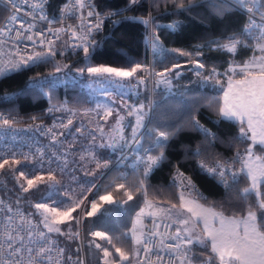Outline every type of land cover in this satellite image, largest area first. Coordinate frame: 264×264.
I'll list each match as a JSON object with an SVG mask.
<instances>
[{
	"label": "trees",
	"instance_id": "obj_1",
	"mask_svg": "<svg viewBox=\"0 0 264 264\" xmlns=\"http://www.w3.org/2000/svg\"><path fill=\"white\" fill-rule=\"evenodd\" d=\"M66 1L46 0L48 15L54 19L58 18ZM94 1L99 11L106 14L102 31L72 50L67 49L66 42L62 40L52 49L54 55L35 49L43 53L45 59L31 61L28 65L11 70L0 77V109L28 118L46 120V109L49 106L62 105L76 110L92 106L93 98L80 82L50 89H38L30 85V80L36 76L77 72L73 67L83 62V46L86 45L89 49L88 60L97 66L117 64L131 68L137 63L142 67L149 64V68L153 70L151 83L149 77L143 76L139 69L132 77L123 78L126 83H138L136 96L126 97L127 99L123 97L125 100L147 102L150 97L152 103L149 122L140 134L138 143L134 144L128 160L123 165H114L116 158L125 152V146L118 144L115 148H109L100 147L97 143L91 152L94 156L90 155V151L84 150V126L89 121L88 124L92 125L90 129L96 131L101 123L98 121L100 118L97 114L74 113L72 130L76 131L78 137L73 140L75 135H72L65 140L71 151L67 163L55 169H38L26 162L12 165L10 161L9 165L0 169V193L11 204L29 210L43 226L41 213L32 202L36 196L41 201L56 196L54 194L58 185H61L59 183L69 180L71 185L72 177H76L79 180L76 182L85 187L95 184L94 192L87 202L105 193L111 194L113 202H103V208L92 216L86 215L85 211L89 202H86L83 208L79 225L85 242V261L81 257L77 236L70 238V233L73 235L77 232L76 218L72 219V222H66L68 226L64 223L68 228L58 226L62 233H68L66 236L52 232L62 246L64 263L104 264L100 248L106 247L110 249L112 259L117 264H133L137 262V254H133L130 237L133 217L146 198L178 204L179 186L176 178H187L191 181L193 193H197L195 196L198 199L227 215H245L249 205L255 203L254 194L249 201L242 200L238 195L248 186V181L243 175L237 177L236 183L226 178V183L231 185L229 189L221 182L219 176L211 175L202 169L200 163L203 161L212 165L218 161L231 162L235 153L249 144L248 140L240 142L237 139L240 136V125L221 118L218 109L209 107V102L223 96L224 86L222 88L221 85L229 75L227 66L233 61L242 64L252 57L256 42L252 39L251 47L239 48L235 56L217 49L210 43L223 42L227 37L239 34L244 28L245 15L225 0H183V8L178 7L181 0H140L129 8L130 0ZM196 11H200L201 15H197ZM6 12L0 3V22ZM144 20H149V23L145 25ZM169 25L175 27L169 28ZM153 43L162 51L154 52ZM173 49L191 55H181L180 51ZM255 54L260 55L258 51ZM59 62L63 64L59 66ZM197 63H202L204 67L197 68ZM174 66L175 70L165 77L170 80V85L157 84V73H163ZM62 67L65 69L62 70ZM213 69L219 74L217 78L220 84L215 80L203 79V76H207ZM197 72H201L203 76H197ZM176 73L179 75L174 76ZM107 100L113 102L116 98ZM197 121L212 135L206 136L204 132L194 128L192 125ZM159 131H167L171 135L164 142L163 159L153 168L141 188L140 181L144 179L145 163L140 157L160 155L161 149L155 144ZM94 136L92 135L93 141ZM197 152L199 155H196ZM28 167L35 170L30 171ZM232 167L237 170L238 162L232 164ZM21 171L26 175L38 173L43 180L37 181L36 187L28 192H23L21 185L27 187V184L26 179L20 178ZM180 173H183V176ZM49 174L56 180L51 187ZM119 184H124L125 188L119 189ZM81 188L83 187H79ZM125 192H129L133 198L129 200ZM58 198L60 199V196ZM98 202L102 201L98 199ZM253 210L257 211L258 215L262 211L258 207ZM93 232H102L107 239H97L98 237L90 235ZM97 244L101 247L97 248ZM116 247L129 253L130 259L121 262L115 252ZM190 247L193 259H197L200 252L205 253L207 258L211 255V251L197 244ZM212 264H216V261L213 260Z\"/></svg>",
	"mask_w": 264,
	"mask_h": 264
},
{
	"label": "snow or ice",
	"instance_id": "obj_2",
	"mask_svg": "<svg viewBox=\"0 0 264 264\" xmlns=\"http://www.w3.org/2000/svg\"><path fill=\"white\" fill-rule=\"evenodd\" d=\"M131 4H136L138 0H130ZM175 2V0H174ZM235 5L240 9L246 10L247 13L251 14L248 23L245 25L243 30L239 34H233L227 37L223 42L221 41H211L217 49L225 51L227 53L235 56L238 49L241 47H251L252 39L255 40L254 54L247 61L242 64H236L233 61L228 68V72L232 75L228 76L227 87L223 89V96L219 99H214L209 102V107H215L218 109L219 116L225 120L232 121L240 125V136L237 138L240 142L244 140H250L249 145L245 154L237 153V156L233 158L231 162H216L215 164L209 165L203 161L200 163V167L205 169L209 174L214 176H219L222 183H225L226 188H231V185L226 183V178H230L233 183L237 182V177L243 175L247 181L248 186L244 187L243 190L238 194L242 200L249 201L252 195H255V203L250 204L247 214L243 216H232L227 217L224 213L216 211L214 208L204 207L199 204L196 200L187 199L182 191L180 194V208L186 211L189 215L187 217L180 218L179 216L173 219L174 224H179L180 228L175 231L174 235L165 237V239L176 240L175 245L165 244L164 239L160 240L165 248H175L177 249V258L180 260L181 264H194L189 253L191 252V247L195 244L201 246H207L210 243L211 255L202 264H212L215 260L216 264H264V213L258 215L257 211L253 209L258 207L260 210H264V155H255L254 146L259 145L264 147V0H233ZM76 5L83 8L84 0H75ZM40 5H33V7H38ZM178 7L183 8V0L179 3ZM19 11V9H16ZM89 16L93 13L89 11ZM257 15L260 16L261 23H257L254 19ZM43 18V17H41ZM11 19L14 21L15 16ZM102 21L95 25V28H99ZM143 23L147 25L149 20H144ZM29 26L26 31H30ZM169 28H174L175 25H169ZM51 31V29H49ZM62 31L58 29L57 32ZM88 33L90 34L93 29L89 28ZM3 31H0V35H3ZM39 35H43L40 33ZM21 38V33H17V39ZM27 40L32 41L33 37L31 35L25 37ZM72 38L76 39L77 34L73 33ZM84 41H87V36L80 37ZM251 38V39H250ZM158 39V38H157ZM35 43V41H33ZM41 44L44 43L43 40L40 41ZM48 43L51 45L52 41L49 40ZM79 46V45H78ZM84 53L87 57L89 49L86 45L83 46ZM159 49L156 43H153V51L156 52ZM173 51H180L173 49ZM259 52L260 55H256L255 52ZM181 55H191L190 53H185L180 51ZM48 55H54L51 50ZM35 59H45L43 53H36L34 56L30 55L27 60L21 58L19 61H9L12 67L18 69L20 65H27L28 61H34ZM178 66V65H177ZM140 64H135L130 69H120L113 67H88L87 72L90 75L100 76L102 74H108L110 76L128 78L132 77L134 73L141 68ZM176 67V66H174ZM197 68H203L202 63L196 64ZM59 70V69H58ZM82 72L83 69H80ZM166 71H168L166 69ZM5 73V68L0 67V75ZM237 73L239 77L237 78ZM158 76L164 77V73H157ZM179 75V73H177ZM197 76H203L201 72L196 73ZM218 73L215 69L212 70L207 76H203L206 81L215 80L217 84H220V80L217 78ZM143 83V80L140 81ZM170 80L167 78H162L157 81V84H167L170 85ZM223 88V85H221ZM108 114L111 115V109H108ZM130 115L136 114V125L132 129V140L138 143L137 132L140 128L144 127V115H143V105L139 108H132L129 112ZM123 117H120L116 121L117 128L119 129L120 122ZM8 119L3 120L5 126H11ZM71 120H69V124ZM194 128L204 132L206 136L212 135L207 129H204L197 121L192 125ZM171 133L167 131H159L157 134V139L155 144L161 149L160 155H148L147 161L144 168V179L140 181V187L144 186V182L147 179L150 172L159 162L163 159L162 149L165 147V141L170 138ZM55 139V137H53ZM95 139V137H93ZM124 137L121 135L119 140H123ZM119 144V141L113 138L108 141L107 144H101L100 147L115 148ZM93 155V153H89ZM199 155V152L196 153ZM28 159V156L24 157ZM83 159V157H82ZM239 162L241 167L237 171L232 167V164ZM9 159H3L0 162V169H4L6 165H9ZM19 161L15 156L11 159V164L16 165ZM65 163H67L65 161ZM97 166H99V161H97ZM229 173L231 176L229 177ZM183 176V173H180ZM20 178L26 179L27 187L21 185L23 192H28L30 189L36 187L37 181H42L43 177L37 176L35 179L27 178L26 173L21 171ZM48 181L51 184L56 183L54 176L48 175ZM188 185L191 186V181H188ZM119 189L125 188L124 184H119L117 186ZM128 199L131 200L133 197L129 192H125ZM101 201H106L111 203V194H105L99 197ZM202 199V197H201ZM146 208H142L140 213L137 215L136 223L143 227V220L141 217L145 214L151 215L153 217L161 214L168 215L171 218V213L169 209L165 208H154V206L145 201ZM38 210H42V223L49 233L56 232L62 233L61 229L58 227L59 224L64 223L67 220L72 219L71 213L75 211L76 207H79L78 203L74 202L73 207H66L61 209L59 202L53 201V206H49L47 203H36L34 205ZM176 204H172V208H176ZM146 209H153L151 212H146ZM11 209H9L10 211ZM98 211V206L96 202H92V211L87 212L86 215L92 216ZM11 219V218H10ZM20 220L27 225L28 228L31 227V220L26 219L22 215ZM218 222L219 227L215 224ZM202 224L203 227L200 232L196 229ZM190 225V226H189ZM160 224L154 222V228L159 229ZM165 227H170V225H165ZM27 231V228L24 229ZM15 233V235H13ZM28 241L21 244L20 247H15L16 241H22L23 237L20 235V230L18 228H12L11 231L5 233V243L0 244V247H5L11 249L8 253L12 257H20L16 261V264H22L24 260L21 254V249H24L28 253L27 264H40L41 260L45 258L46 253H50L52 248L50 245L52 241L48 240L43 232L37 233L38 237L45 241L44 244L38 246L35 251L33 247L29 244L34 243L32 240V232L27 231ZM75 235H78L75 234ZM94 236L100 239H107V237L102 232L93 233ZM145 234L140 232L137 234L135 232V225L133 230L132 240L135 245H144V252L149 253L152 251V241H144L142 237ZM153 236L160 235L158 231L151 233ZM109 243L111 241L109 240ZM97 248L101 246L96 245ZM63 253V249L59 250ZM104 256L109 257L111 253L104 249ZM115 252L119 255L120 261H128L130 259L129 253L122 250L120 247H116ZM135 254V250L134 253ZM47 259L51 260L48 256ZM157 259H162V257L157 256ZM0 264H11L7 259H0ZM105 264H109V261H105ZM112 264H117L113 261Z\"/></svg>",
	"mask_w": 264,
	"mask_h": 264
},
{
	"label": "built area",
	"instance_id": "obj_3",
	"mask_svg": "<svg viewBox=\"0 0 264 264\" xmlns=\"http://www.w3.org/2000/svg\"><path fill=\"white\" fill-rule=\"evenodd\" d=\"M0 3L7 10L6 15L0 22V31L4 33L0 35V67L5 68L4 74L8 73L9 69H15L9 61H19L21 58L27 60L35 49L49 52L50 48L52 50L62 40L66 42L67 49L78 48L84 42L80 37L87 36V41L91 40L102 31L106 21V14L99 11L94 0H84L85 6L83 8L76 5L75 0H67L56 19L48 15L46 0H0ZM33 5L40 6L34 8ZM133 5L135 4L130 2L128 8ZM231 5L245 15V27L251 14L247 13L246 10L240 9L235 3L231 2ZM16 9H19V11ZM89 11L93 13L91 16L88 14ZM12 16L16 17L14 21L11 19ZM254 19L257 23L262 22L258 15ZM100 21H102L100 27L95 28V25ZM29 26L33 27H31L30 31H26ZM89 28L93 29L90 34L87 31ZM58 29H62V31L57 32ZM18 32L21 33L20 39H17ZM40 33H43V35H39ZM73 33L77 34L76 39L72 38ZM29 35L33 37L32 41L25 38ZM41 40L44 41L43 44L40 43ZM49 40L52 41L51 45L48 43ZM22 66L24 65H20V67ZM3 75H0V77ZM151 80L152 78H150ZM78 81V73L56 72L33 77L30 80V85L38 89H50L70 85ZM97 84H101L104 88L113 87L120 96L133 98L137 94L138 83L136 81L120 83L111 80ZM46 113L47 119L41 120L0 109V162L6 158L11 161L12 157L15 156L18 161L23 160L30 164L31 167L55 169L62 166L69 159L71 151L65 140L68 136L76 133L75 130H72L75 114L73 111L67 109L63 111L52 106L46 109ZM4 119L12 122L11 126H5L3 124ZM69 120H71L70 124ZM25 156L29 158L25 159ZM127 158L126 153L121 154L116 158L114 165H123ZM9 209L11 210L9 211ZM21 215L31 220L32 225L30 228L20 220ZM154 222L160 224L159 229L154 228ZM165 225H170V227H165ZM12 228H18L20 235L23 237L22 241L15 242V247H20L22 243L27 242V231L32 232L34 243L29 244V246L33 247L34 251L38 246L45 243L37 235V233L43 232L48 240L52 241L50 245L52 251L46 253L40 264H65L64 254L59 251L62 246L58 237L41 226L40 222L33 217L29 210L11 204L0 193V244L5 243V233L11 231ZM26 228L27 231L24 230ZM154 231H158L160 235H151ZM170 235H174L172 223L166 219L153 218L148 225L146 234L142 238L144 241H152V251L145 253L143 250L144 245L141 244L137 252V261L140 264H177L180 261L176 255L177 249L165 248L160 244V240L164 239L165 244L175 245L177 243L176 240L165 239V237ZM10 251L11 249H7L6 246L0 247V259H7L11 264H16L20 257L10 256L8 254ZM21 254L24 257L22 264H27L28 253L21 249ZM48 256L51 257V260L47 259ZM157 256L162 257V259L158 260ZM189 256L191 257L190 253Z\"/></svg>",
	"mask_w": 264,
	"mask_h": 264
},
{
	"label": "rangeland",
	"instance_id": "obj_4",
	"mask_svg": "<svg viewBox=\"0 0 264 264\" xmlns=\"http://www.w3.org/2000/svg\"><path fill=\"white\" fill-rule=\"evenodd\" d=\"M195 13L197 15H201L200 11H196ZM36 53H40V52L35 50L33 55H35ZM82 55H84V57H85L82 60L83 62L80 65H77L76 67H73V70H76L77 72H72V73H78L79 74V81L78 82H80V85L82 84V86L85 87V90L88 91L89 94L91 95V97L93 98L92 106H89L88 108L80 109V110H76V109H73V108H67L66 106H62V105L61 106H57V108H59L60 110L62 109L63 111H65V109H67V110L73 111L74 113H80V114H83V113H89V114H92V115L97 114L98 118H100L98 121H101V123L99 124V127L96 129V131H93V130L90 129L92 125H91V123L88 124L89 121L85 124L84 127L86 128V131L83 132V133H85V135H84V138H85L84 150H86L87 152L90 151V153H91L94 150L95 144H97V143L101 144L102 141H103V139L101 137V131H102L103 128H108V129H111V132H110L111 135H112L111 140L113 138L118 139L121 135H123L124 139L121 140V141L125 140L127 142L126 145H125V151H127L126 155L129 158L130 153L133 151L134 144L136 143V141L132 140V129L136 125V114L130 115L129 112H130V110L132 108H139L141 105H143V115H144L143 123H144V127L140 128L138 130V132H137V139H138L140 134L144 131V129L146 128V126H147V124L149 122V116H150V111H151V103H152L151 99L149 97V101H147V102H145L144 100H141V101L125 100L123 97L115 96V94H114L115 91H114L113 87H110V88H104L103 87V89H105V90L97 89V87L95 85H98L97 83H99L100 81L107 80V79L108 80H114V79L118 80V79H123V78L110 76L108 74H102L100 76L90 75L87 72V68L88 67H100V65L97 66V65H94L93 63H91V61L88 60V56L86 57L84 51H83ZM36 60L37 59H35L34 61H36ZM30 62L31 61H28L27 65ZM149 62H150V57L148 59V63ZM62 64H61V62L58 63L59 66H61ZM230 64H232V63H230ZM230 64L227 66V71H228V68H229ZM102 66H105V65H102ZM107 66L108 65H106L105 67H107ZM119 67L124 68V69H130V67H126V66H123V65H119ZM131 67H133V66H131ZM149 67H150L149 64H146L143 67L139 68V70L142 72L143 76H145V77L147 76V77L151 78L152 74H153V70H152V68H149ZM115 68H117V67H115ZM64 69L65 68L62 67V70H64ZM80 69H83V71L81 72ZM176 75H177V73L174 76H176ZM229 75H232V74L229 73ZM239 75L240 74L237 73V78L239 77ZM136 77H138V76H136ZM152 79H153V77H152ZM227 84H228V77L224 80L222 85L225 86ZM109 89H112V91H109ZM104 91H105V93H104ZM106 91H109V92L107 93ZM110 92L114 96L111 95ZM106 97H107V99H109L111 97H114V98H116V100H114L113 102H109L106 99ZM108 109H111V115L108 114ZM120 117H123V120H121L119 129H118L117 125H116V121ZM96 119H97V116H96ZM95 122H97V120ZM93 134H95V136H94L95 137V139H94L95 141L92 140V135ZM74 135L75 136L73 137V140H76L78 136H77V134H74ZM105 138L106 137H104V139ZM248 141H249V144L244 149L238 150L235 153V157L237 156V153H240V154H245L246 153L249 145L251 144V141L250 140H248ZM131 142L133 143L132 146H131V144H132ZM253 150H254L255 155H264V147L256 145V146H254ZM147 157H148V155L142 156V157H140V160L142 162H146L147 161ZM128 158H127V160H128ZM69 159H70V157H69ZM19 162L22 163L24 161L21 160ZM240 167H241V165L238 162V169L237 170H239ZM28 169L30 171H34L35 170V169L31 168V167H28ZM33 175L28 174L26 176H27V178L35 179V177L38 176V173H36V174L33 173ZM71 180H73L71 182V185H70V181L69 180H65V183H63V182L59 183L61 185H58V187L56 188V193L54 194L56 196H53L52 198L44 200V201L39 200L38 196H36L33 199L32 202H33V205H35L36 203H47L49 206H53V201H56V202L61 201V202H59V206H60L61 209H64L66 207H73L74 206V202L79 204V207H76L75 211H73L71 213L72 219L76 218V221L78 222L77 232H76V234L78 233V235H75V234L72 235L70 233V235H71L70 238H73L74 236L75 237L77 236L78 241H79V250H80V253H81V257L84 260L83 249H84V246H85V242H84L83 236L81 235V229H80V225L79 224H80V221L82 219L83 208L85 207L89 196L94 192V189H95L96 185L94 184L92 187H87V186L85 187L83 184H78L79 182H76L78 180L76 177H72ZM66 181H68V182H66ZM175 181L177 182V184L179 186V202H178V204H176L177 207L176 208H172V204L163 203V202H157V201H154V200L146 198L144 200V203L140 207V209L134 215L135 222L133 220V222H132L133 225L131 224V229H130V237H131V239H132V236H133L134 225H135V232L137 234H139L140 232L145 233V231H143V228L147 224L146 222H149L152 218H160V217L162 218V217H164L165 219L169 220L175 226V231L178 228H180L179 224H174L172 221H173V219L177 218L178 216L180 218H183V217H187L189 215L186 211H184L183 209L180 208V194H181L182 191L184 192V195H185V197L187 199L196 200L199 204L203 205L204 207L214 208L210 204H206V203L202 202L200 199L197 198V196H195V194H197V193H193V187H192V185L191 186L188 185V181L189 180L187 178L180 177L179 179L176 178ZM25 183H26V181H25ZM79 187H83V188L79 189ZM262 191H264V189H262ZM105 194H103V195H105ZM59 196H60V199L58 198ZM100 196H102V195H100ZM100 196H98V198H96V199H94L92 201H88L89 202V206L87 207V210H85V211H87V212L92 211V202L93 201L96 202V204L98 206V211H100L103 208V202H106V201H102L101 203H99L98 199H99ZM146 200L148 202H150L154 206V208L169 209L170 213H171V218L168 215H165V214L157 215L155 217L145 214V215H143L141 217V219L143 220V227H141L139 224L136 223L137 215H138V213H140L142 208H146V205H145V201ZM111 202H113L112 198H111ZM214 209L216 211H218V212H221L217 208H214ZM152 210L153 209H146V212H151ZM39 212L41 213L40 214L41 215L40 218H41V223H42V215H43L42 214V210H39ZM262 213H264V210L261 211V214ZM224 215L227 216V217L234 216V215H227V214H224ZM134 217H133V219H134ZM164 218H162V219H164ZM72 219L67 220L64 223L67 225V223L72 222ZM64 223H61L58 226L59 227L60 226H62V227L65 226L66 228H68L67 227L68 225L66 226ZM43 226H44V224H43ZM215 226L219 227L218 222L215 224ZM202 227H203V225L200 224L199 227L196 229V231L200 232ZM53 233H56V232H53ZM93 233L90 234V235L94 236ZM67 234L68 233H66V231L63 232L64 236H66ZM97 239H100V238L98 237ZM197 245L200 246L203 249H207V250L211 251L210 243H207L206 247L205 246H201L199 244H197ZM104 249H107L110 252L109 248H106V247H103L102 249L100 248V254H102V260H103L104 264H105L106 260L109 261V264H112V262H113L112 256L110 255L109 257H105L104 256V252H103ZM132 249H133V252L135 250V254H137V245H135L133 243V240H132ZM198 258L197 259L191 258L192 261L194 262V264H202V262L207 260V255L205 253L202 254V252H200L198 254ZM136 263L137 262H134L133 264H136ZM177 264H181V262H177ZM185 264H188V262H185Z\"/></svg>",
	"mask_w": 264,
	"mask_h": 264
},
{
	"label": "crops",
	"instance_id": "obj_5",
	"mask_svg": "<svg viewBox=\"0 0 264 264\" xmlns=\"http://www.w3.org/2000/svg\"><path fill=\"white\" fill-rule=\"evenodd\" d=\"M228 1H232V0H228ZM106 66V65H105ZM107 67H113V68H115V67H117V68H120V69H124V68H121V67H119V65H117V64H112V65H108ZM9 71H11L10 69L8 70V72ZM115 81H117V82H124L125 80L124 79H118V80H116V79H114ZM106 81H111V80H103V81H100L101 83L103 82H106ZM127 81V80H126ZM96 87H97V89H103L102 88V86H101V84H99V85H95ZM227 87V85H225L224 86V88H226ZM103 90H105V89H103ZM107 93L109 92V91H106ZM104 93H105V91H104ZM111 93V92H110ZM115 96H119V94L117 93V91H115ZM111 95H113L112 93H111ZM114 96V95H113ZM111 98H113V97H111ZM111 129H108V128H103L102 129V131H101V137H102V139H103V141H102V143L101 144H107V142L108 141H110L111 140V137H112V135H111ZM93 135H95V134H93ZM104 137H106L105 139H104ZM118 141H119V144L121 145H123V146H125L126 145V141L124 140V141H121V140H119V138H118ZM122 142V143H121ZM100 144V145H101ZM123 152V151H122ZM161 218V217H160ZM162 218H164V217H162ZM165 219V218H164ZM134 222H135V217H134ZM133 222V221H132ZM147 224L144 226V228H143V231H145V233H146V231H147V227H148V222H146ZM133 225V224H132ZM138 231V230H137ZM144 233V234H145ZM174 234H175V226H174ZM143 238V237H142ZM138 248H139V245H137V250H138ZM136 264H140L139 262H137Z\"/></svg>",
	"mask_w": 264,
	"mask_h": 264
},
{
	"label": "water",
	"instance_id": "obj_6",
	"mask_svg": "<svg viewBox=\"0 0 264 264\" xmlns=\"http://www.w3.org/2000/svg\"><path fill=\"white\" fill-rule=\"evenodd\" d=\"M227 2L230 3V1H228V0H227ZM174 70H175V67L170 68L168 71L163 72L164 73V77L157 76L156 80L158 81V80H160L162 78H165L168 74L172 73Z\"/></svg>",
	"mask_w": 264,
	"mask_h": 264
},
{
	"label": "bare ground",
	"instance_id": "obj_7",
	"mask_svg": "<svg viewBox=\"0 0 264 264\" xmlns=\"http://www.w3.org/2000/svg\"><path fill=\"white\" fill-rule=\"evenodd\" d=\"M237 9V8H236ZM239 10V9H238ZM240 11V10H239Z\"/></svg>",
	"mask_w": 264,
	"mask_h": 264
}]
</instances>
